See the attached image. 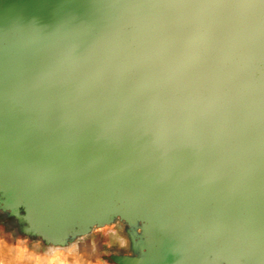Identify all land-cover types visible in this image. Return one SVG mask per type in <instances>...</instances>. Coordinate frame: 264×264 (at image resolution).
Masks as SVG:
<instances>
[{"label": "water", "instance_id": "95a60500", "mask_svg": "<svg viewBox=\"0 0 264 264\" xmlns=\"http://www.w3.org/2000/svg\"><path fill=\"white\" fill-rule=\"evenodd\" d=\"M25 1L18 11L9 6L8 22L0 19V51L6 53L2 60L0 54V183L15 198L43 204L54 220L90 212L100 194L128 197L134 189L150 216L213 223L223 238L220 250L235 244L247 260L264 264V0L128 5L129 21H143L146 32L125 50L117 36L126 29L118 18L109 22L120 0ZM82 3L91 23L102 16L109 23L94 40L86 36L90 53L78 84L96 80L93 98L87 99L91 90L60 76L63 91L75 97L65 106L48 72L54 60L42 46L30 74L18 63L21 70L11 73L16 62L8 64L6 56L20 40L21 56L30 52L21 39L25 29ZM64 35L65 54L82 56V35ZM17 99L22 119L11 104L4 106ZM34 102L50 112L26 114L25 105ZM55 168L62 169V182Z\"/></svg>", "mask_w": 264, "mask_h": 264}, {"label": "rangeland", "instance_id": "374dc122", "mask_svg": "<svg viewBox=\"0 0 264 264\" xmlns=\"http://www.w3.org/2000/svg\"><path fill=\"white\" fill-rule=\"evenodd\" d=\"M70 1L65 0L64 2ZM141 1L120 0L114 7H111L116 17L109 18V22H115L118 18L117 26L126 29L125 33L121 32L122 35L117 36L123 41V50L127 49V41L135 37L140 38L139 34L142 31L146 32L143 29V21L132 23L128 18L130 8L127 7L138 8L135 10L148 7L147 5L140 7L142 6ZM24 2L26 1L0 0V19L5 23L11 17L8 11L9 6H14L18 11V8H23ZM150 2H155V0H150ZM69 6L75 8L78 5ZM85 9L82 3V9L77 11L69 9L56 13L53 22L44 23L39 20L38 24L42 26L36 29L30 27L22 32L21 39L32 46L30 52L21 56L19 48L23 43L20 40L16 49L9 51L6 56L8 64L16 62L14 67L8 69L11 73L13 70L18 73L21 70L19 67L23 65L22 72L30 74L34 58L39 55L35 53L39 48L37 46H42L48 61L54 60V68L48 66L51 69L48 72L51 74V84L60 90L56 96L62 105L68 106L75 100V97L68 98V93L62 89L65 82L59 83V77L61 76L60 79L66 81L71 79L76 84L82 81L78 75L81 76L83 68L87 67L85 58L86 54L90 53L86 36L94 40L95 35L101 33V28L108 27L106 23H109L106 22L107 20L102 21L103 16L101 21L91 23L92 13ZM20 16L28 18V15L23 13ZM81 24L82 28L78 27ZM74 26H76L75 29ZM44 28H48L47 35ZM15 30H18V27ZM32 30L40 31L30 38L29 33L33 32ZM67 32L82 35L80 37L82 38V56L68 57L62 50L63 42L68 38L64 35ZM9 39L8 35H5L1 40L7 42ZM99 40H103V37L101 36ZM54 41L56 47L60 49L56 53L51 51ZM31 52L33 53L32 61L30 59L25 61V57ZM0 54L2 60L6 53L1 50ZM90 56L89 59L94 58L93 55ZM112 62H107L109 67L106 68H111ZM17 63L21 66L18 67ZM95 85L96 80L89 83L82 82L77 87L84 88L85 91L91 90L87 98L91 100L92 95L95 94ZM43 90L44 94L41 95L45 96L47 91L45 88ZM17 101L5 102L4 106L11 104L15 110L13 115L22 119L23 110L20 105L22 101L18 99ZM43 105H45L44 102L41 105L35 102L25 105L28 108L26 114L39 110L46 114L49 113L50 109L48 110V107ZM11 193V190L0 183V264H254L239 254L235 244L230 245L227 250H220L223 238L213 223L197 222L182 215L168 217L165 222L150 216L144 211V206L140 201L141 196L134 189H131L128 197L117 196L113 193L102 195L98 192L101 196L93 201L90 212L86 214L77 212L70 216L66 214L58 220H54L52 211L45 208L43 204L32 205L26 197L17 194L15 198V195ZM262 247L264 248V243Z\"/></svg>", "mask_w": 264, "mask_h": 264}, {"label": "bare ground", "instance_id": "6f19581e", "mask_svg": "<svg viewBox=\"0 0 264 264\" xmlns=\"http://www.w3.org/2000/svg\"><path fill=\"white\" fill-rule=\"evenodd\" d=\"M53 157H54V156H53ZM62 157H63V155H62ZM61 159H64V158H61ZM56 160H57L58 163L61 165V166H60L61 168L66 169L65 166H64L66 163H63V165H62V164H61V161L59 160V156L56 157ZM55 170H56V171L58 170V171L60 172V175H61L60 178L58 179V183H59V180L61 181V179H62V169H60V168H55ZM80 171H81V170H79V172H80ZM76 176H78V175L76 174ZM61 182H62V181H61ZM61 184H62V183H61ZM54 185L57 186L56 183H55ZM4 186H5V184H4ZM11 194H14V193L12 192Z\"/></svg>", "mask_w": 264, "mask_h": 264}, {"label": "crops", "instance_id": "0c3cea01", "mask_svg": "<svg viewBox=\"0 0 264 264\" xmlns=\"http://www.w3.org/2000/svg\"><path fill=\"white\" fill-rule=\"evenodd\" d=\"M54 247H56V246H54ZM49 248V247H48ZM56 248H60V247H56Z\"/></svg>", "mask_w": 264, "mask_h": 264}]
</instances>
